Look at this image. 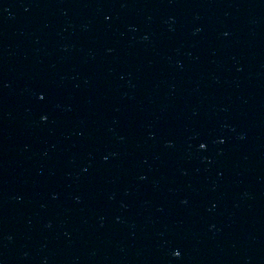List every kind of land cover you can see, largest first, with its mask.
<instances>
[{
  "label": "water",
  "instance_id": "95a60500",
  "mask_svg": "<svg viewBox=\"0 0 264 264\" xmlns=\"http://www.w3.org/2000/svg\"><path fill=\"white\" fill-rule=\"evenodd\" d=\"M0 264H264V0H0Z\"/></svg>",
  "mask_w": 264,
  "mask_h": 264
}]
</instances>
